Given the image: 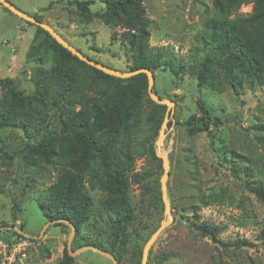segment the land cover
<instances>
[{
	"label": "rangeland",
	"instance_id": "obj_1",
	"mask_svg": "<svg viewBox=\"0 0 264 264\" xmlns=\"http://www.w3.org/2000/svg\"><path fill=\"white\" fill-rule=\"evenodd\" d=\"M9 1L30 15H41L43 22L52 26L86 56L116 70L131 71L132 54L121 41L122 28L106 25L97 17L91 21L81 19L68 0ZM143 3L147 16L152 20L150 45L165 48L169 56L177 59V64L183 67L177 76L169 65L162 66L156 70L154 83L155 95L173 102L172 115L175 116L174 124L168 126L161 145V152L169 157V170L175 173H169L166 179L172 219L169 221L167 218L165 206L162 208L155 186L164 171L146 182L152 184V191L150 189L149 192L143 189V184L132 181L130 198L135 220L133 228L141 235L139 242L142 243L152 229L163 222L166 226L149 250L150 264H264V240L259 237L264 222V203L247 186L253 181L264 183V87L252 86L246 78L238 75L239 93L221 77L201 88L189 72V66L201 61L206 53L214 51L213 46L205 45L202 40L205 21L216 14L213 0H143ZM102 5L96 0L91 9L97 12ZM250 11V4L240 9L242 14ZM35 32L36 26L0 5V79H13L27 94L34 92L35 80L39 78L38 71L41 68L37 62L39 57H33L32 53ZM44 60L48 62L42 66H49L50 60ZM199 98L221 121L214 131L215 152L209 146L206 131L190 132L182 125L192 113H199ZM144 106H149L147 98ZM54 112L49 108L45 126L56 130ZM145 117L140 120V125L131 129V137L137 141H141L146 132L148 125ZM44 130L47 131L46 128ZM27 138L21 127L0 131V178L4 182V192H0V227L12 225L11 207L15 201L20 215L16 226L22 230L20 225L24 224V231L37 238L21 264H60L71 229L64 224L52 223L47 226L49 220L40 206L44 203L47 188L57 179V169L38 158L33 165L12 163L8 166L1 157L4 152L12 154L15 149L22 148ZM65 141L58 133L53 135L57 151ZM189 152L196 156L203 179L198 187L191 186L186 179L183 160ZM148 157L147 154L136 155L131 168L126 170L131 180L135 173L151 167ZM61 159L64 160V157ZM85 190L93 198L95 207H98L105 192L92 189L89 182ZM201 193L209 199L208 205L198 203L201 221L223 228L219 238L228 246L201 236L190 227L189 221L172 209L173 205L183 207L182 210L190 216L187 210L190 196ZM211 193L217 197L209 198ZM161 197L163 200L162 190ZM91 220L95 221V217L92 216ZM103 225L104 222L100 227ZM91 227H84L79 237L89 234L88 229L91 230ZM13 236L15 234L9 229L0 230L3 239ZM89 237L94 236L89 234ZM243 240L252 245H233ZM135 247L136 242L132 239L128 259ZM73 264L113 263L103 254L87 250L77 254ZM121 264H128V261Z\"/></svg>",
	"mask_w": 264,
	"mask_h": 264
},
{
	"label": "trees",
	"instance_id": "obj_2",
	"mask_svg": "<svg viewBox=\"0 0 264 264\" xmlns=\"http://www.w3.org/2000/svg\"><path fill=\"white\" fill-rule=\"evenodd\" d=\"M99 1L103 5L97 12L91 9L96 0H68V3L75 7L81 19L91 21L97 17L106 25L123 29L120 37L132 54L131 71L147 68L153 71L156 78V70L169 65L179 76L183 66L177 64V59L171 58L165 48L150 45L152 20L147 16L143 0ZM248 4L251 5V11L242 14L240 9ZM213 9L216 14L205 21L202 40L205 45L213 46L214 51L206 53L201 61L189 66V72L197 80V85L203 88L210 85L213 79L221 77L239 93L237 76L242 75L252 86L264 87V0H213ZM32 16L43 21L41 15ZM27 22L36 26L32 53L33 57H39L37 62L41 68L32 94L25 93L13 79H0V131L21 127L28 135L22 148L15 149L12 154H1L3 162L8 166L12 163L33 165L38 158L57 169V179L47 188L44 203L40 206L48 220L62 218L75 225L73 250L93 245L112 253L119 264L126 261L128 264H141L144 245L160 225L157 224L142 243L139 242L141 235L133 228L135 220L130 185L135 181L143 184L147 192L150 189L152 191V184L146 182L164 171L162 159L155 151V142L168 106L150 97L145 72L126 78L105 73L81 60L40 25ZM78 50L83 53L81 49ZM44 59L50 60L49 66H42L48 62ZM146 98L148 108L144 106ZM197 105L199 113H192L182 125L190 132L206 131L209 146L215 152L214 131L220 126V118L213 115L201 98L197 100ZM49 108L55 111L53 119L57 123L56 130L45 126ZM144 116L148 126L141 141H137L131 137V129L140 125ZM174 117H170L168 126L174 124ZM31 130L35 132L30 134ZM56 133L66 139L58 151L53 142ZM142 154L149 156L151 167L135 173L131 180L126 170L131 168L136 155ZM183 164L190 185L198 187L202 184L196 156L187 153ZM87 182L92 189L105 192L98 207H95L93 198L85 190ZM160 183L157 179L155 186L163 208ZM247 186L264 203V183L253 181ZM0 192H4L2 178ZM211 197L217 196L211 193ZM208 201L203 193L191 195L187 207L190 216L182 210L183 207L173 205L172 209L189 221L190 227L201 236L228 246L219 238L223 228L201 221L198 203L208 205ZM17 206L14 201L11 207L12 225H16L20 219ZM92 216L95 221L91 220ZM103 222L104 225L100 227ZM54 224H64L71 229L66 222ZM90 225L92 227L88 233L94 237H89V234L79 237L84 227L89 228ZM20 226L24 231V224ZM9 230L24 237L17 230ZM259 237L264 240V222ZM29 239L37 241L33 236ZM132 239L136 247L128 259ZM233 245L242 247L251 246L252 243L243 240ZM74 260L75 257L69 254L66 246L60 264H73Z\"/></svg>",
	"mask_w": 264,
	"mask_h": 264
},
{
	"label": "water",
	"instance_id": "obj_3",
	"mask_svg": "<svg viewBox=\"0 0 264 264\" xmlns=\"http://www.w3.org/2000/svg\"><path fill=\"white\" fill-rule=\"evenodd\" d=\"M0 3L3 6L7 7L11 12L16 14L17 16H19V17H21L27 21H30V22H33V23L40 25L42 28L47 30L60 44H62L67 49H69L73 54L77 55L81 60L86 61L88 64L104 71L105 73H108V74H111L114 76H118V77H122V78L130 77V76L135 75V74L140 73V72H145L147 74V76H148V92H149L150 97L155 102L160 103V104H166L168 106L166 116L164 118V121H163L161 128H160V131H159V136L156 140V148H157L156 154L158 157H160L162 159V166H163L164 173L160 178L161 190H162L163 202H164V206H165V213H166V216L169 219V221H171V219H172L171 211H170L171 206H170V201L167 198V188H166V179H167V177L169 175V171H170L169 170L170 161H169L168 154L161 152V145H162V142L166 136V130L168 128V122H169L170 117L172 116V113H173V109H172L173 102L169 99H163L160 96L155 95V92L153 90V85L155 83V76H154L153 71H151L147 68H140L137 70L124 72V71H119V70H116V69L111 68L109 66H106V65L102 64L100 61L91 59L90 57L84 55L81 51H79L77 48H75L73 45H71L65 38H63L61 36V34L57 30H55L52 26H50L49 24H46L43 21L36 19L34 16H32V15L24 12L23 10L19 9L17 6H15L9 0H0ZM55 222H66L71 226V232L69 233L68 241H67V249H68L69 254L72 257H75L77 254H79L81 252H84L87 250H93L95 252H98V253L103 254L104 256L108 257L112 261L113 264H119L116 256H114L112 253L105 251L99 247L93 246V245H85V246H81L75 250H72L71 249V242H72L74 235H75V232H76L75 225H73L69 220L59 218L56 220H49L47 226H49L50 224L55 223ZM165 226H166V223L162 222L160 224V226L151 234V236L149 237V239L145 243L144 248H143V253H142L141 264H147L150 247L152 246V244L157 239V237L162 232V230L164 229ZM3 228L17 230L18 232L22 233L26 237H32L31 234L19 229L16 225L1 226L0 230H2ZM44 230L45 229L42 230V233ZM39 236H37V237H39Z\"/></svg>",
	"mask_w": 264,
	"mask_h": 264
},
{
	"label": "built area",
	"instance_id": "obj_4",
	"mask_svg": "<svg viewBox=\"0 0 264 264\" xmlns=\"http://www.w3.org/2000/svg\"><path fill=\"white\" fill-rule=\"evenodd\" d=\"M33 242L26 236L15 235L10 239L0 237V264L23 263Z\"/></svg>",
	"mask_w": 264,
	"mask_h": 264
}]
</instances>
